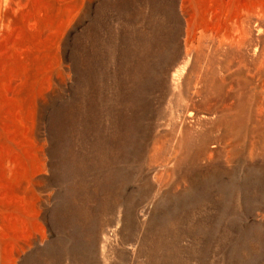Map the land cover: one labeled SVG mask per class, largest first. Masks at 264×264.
Returning a JSON list of instances; mask_svg holds the SVG:
<instances>
[{
	"label": "rangeland",
	"instance_id": "1",
	"mask_svg": "<svg viewBox=\"0 0 264 264\" xmlns=\"http://www.w3.org/2000/svg\"><path fill=\"white\" fill-rule=\"evenodd\" d=\"M11 2L0 264H264V0Z\"/></svg>",
	"mask_w": 264,
	"mask_h": 264
},
{
	"label": "bare ground",
	"instance_id": "2",
	"mask_svg": "<svg viewBox=\"0 0 264 264\" xmlns=\"http://www.w3.org/2000/svg\"><path fill=\"white\" fill-rule=\"evenodd\" d=\"M5 1H6V3H7L8 9H9V13L12 14L13 11H14V10H13V9H14V8H13V4H14V3L11 2L12 0H11V1H10V0H5Z\"/></svg>",
	"mask_w": 264,
	"mask_h": 264
}]
</instances>
